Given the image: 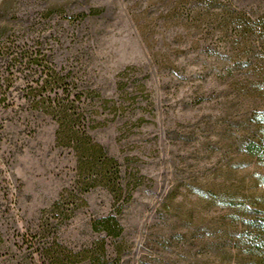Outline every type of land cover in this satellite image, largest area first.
Instances as JSON below:
<instances>
[{"label":"rangeland","instance_id":"obj_1","mask_svg":"<svg viewBox=\"0 0 264 264\" xmlns=\"http://www.w3.org/2000/svg\"><path fill=\"white\" fill-rule=\"evenodd\" d=\"M221 4L247 3L0 0V264L248 262L240 220L264 211V156L249 150L264 136V86ZM44 80L78 97L117 161L120 199L80 183L76 152L37 106L64 90ZM108 217L119 237L101 231Z\"/></svg>","mask_w":264,"mask_h":264},{"label":"trees","instance_id":"obj_2","mask_svg":"<svg viewBox=\"0 0 264 264\" xmlns=\"http://www.w3.org/2000/svg\"><path fill=\"white\" fill-rule=\"evenodd\" d=\"M243 1L247 4L241 7L235 4L217 6L215 17L226 29L225 35L231 41L239 59L246 60L251 82L257 86H264V0ZM24 57L37 58L33 55ZM42 73L45 75V71ZM46 77H48L47 74ZM62 81V78L54 77L56 85L62 84ZM48 85L52 83L44 80L40 88L42 90L63 88L64 91L61 94L57 93L54 98H43L37 106L57 121L58 143L71 147L76 152L80 183H83V187L88 191L89 187L100 182L114 197L120 199L124 189L119 181L120 169L117 161L91 138L85 127L84 114L77 106L78 97L66 94L68 86L64 88V86ZM263 137L260 143L249 144L250 151L257 149L256 156H264ZM237 198V192H235L230 199L235 201ZM252 206H256L253 201ZM238 212L240 214L241 210ZM243 212L240 223L244 227L242 232L243 242H245L244 251L250 257L246 264H264V211L256 208L255 212L247 209ZM239 217L238 215L237 218ZM98 223H100L101 231L109 237H119L122 233V227L114 218H104Z\"/></svg>","mask_w":264,"mask_h":264}]
</instances>
